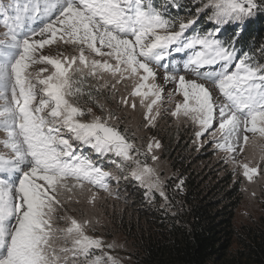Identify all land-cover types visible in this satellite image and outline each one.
<instances>
[{
    "label": "snow or ice",
    "instance_id": "snow-or-ice-1",
    "mask_svg": "<svg viewBox=\"0 0 264 264\" xmlns=\"http://www.w3.org/2000/svg\"><path fill=\"white\" fill-rule=\"evenodd\" d=\"M205 7L214 10L212 18L218 24L228 20L237 27L254 14L264 15V0H208ZM0 17L6 29L0 39V132L4 133L0 146L6 149L0 151V264H68L69 254L73 259L84 256L86 260L91 258L90 264H103V258L93 257L91 252L101 249L104 242L85 233L87 221L82 224L67 218L69 227L54 226L56 219H65L55 215L62 207L58 198L62 194L71 200L75 190H83L86 184L108 190L105 179L111 173L77 155L73 141L90 145L101 155L113 153L123 161L133 162L137 180L143 182L148 177L150 189L162 186L153 169L136 158L141 153L135 144L108 124L110 114L88 122L80 119L92 110L85 111L70 98L83 94L79 85L85 69L93 77L107 72L118 80L138 78L131 94L141 96V103L144 97H153L146 116L151 120L153 106L162 91L148 83L155 77L151 64L167 69L165 61L170 49L179 53L184 47L198 45L203 51L187 66L195 70L223 61L219 72L196 74L212 80L228 103L217 109L204 84L186 80L183 75H166V80L177 81L184 98L172 115L183 112L198 123L197 137L219 131L224 142L215 147L229 154L238 147L244 151L250 139L246 133L264 138V68L246 63L245 57L235 64L236 71H229L235 58L233 52L210 39L211 34L181 40L194 21L177 23L166 19L151 0H0ZM37 20L48 22L37 30L33 27ZM170 28L178 31H169ZM36 36L42 38L35 39ZM57 41L80 46L79 55L63 59L38 56L41 49ZM85 47L97 56L114 59L115 63L89 60ZM38 61L52 65L54 71L43 79L37 74L34 82L29 68ZM77 72L79 80L73 79ZM38 85L46 98L37 103ZM121 102L128 104L124 98ZM131 106L134 108L135 103ZM153 147L159 148V143H149L148 151ZM259 147L264 153V145ZM152 159L157 157L153 155ZM242 167L250 182L259 174L258 167H249L247 163ZM160 195L164 196V192L160 191ZM90 202H95V194L90 196ZM57 233L65 240L70 238L71 247L57 248ZM108 259L118 264L113 257Z\"/></svg>",
    "mask_w": 264,
    "mask_h": 264
},
{
    "label": "rangeland",
    "instance_id": "rangeland-1",
    "mask_svg": "<svg viewBox=\"0 0 264 264\" xmlns=\"http://www.w3.org/2000/svg\"><path fill=\"white\" fill-rule=\"evenodd\" d=\"M171 2L172 0H166V2L162 0V3H166L167 5ZM207 2L208 0H198L195 4H202L201 7L197 8L198 12L206 13V15L209 14L211 24L214 26V28L209 29L208 34H211L209 38L217 40L218 34L221 33L220 28L225 29L230 22L236 23L225 20V22L218 24L212 18L214 10L205 7ZM151 3L156 7V3L154 4L153 0H151ZM160 11L162 10L160 9ZM176 12L179 13V16L171 18V20L177 23L192 20L195 23V15H183L181 9H178ZM252 18H255V14ZM45 22L48 21L37 20L34 22L33 27L38 30ZM192 25L185 30L180 38L181 40L190 41L196 38ZM5 31L6 29L0 23V39H3L2 34ZM169 31H178V28H170ZM41 38L40 36L35 37V39ZM97 46L99 47V44ZM222 46L225 48L224 45ZM79 51L80 46L78 45L57 41L41 49L38 56L48 55L63 59L64 57L78 56ZM102 51H107V49H102ZM201 51L203 49L198 45L191 48L184 47L179 53L175 52L174 48H172L169 50V56L165 61L168 65L167 69L161 67L159 64H151L155 77L150 78L148 83L155 84L162 90L160 100L152 109L151 115L154 119H146L148 115L147 105L153 97H144V103H141V96L131 94L134 85L139 82L138 78L118 80L116 76L107 72L98 73L97 76L93 77L87 75V70L85 69L84 79L81 85H79L82 88L83 94L70 98L85 111L91 108V114L80 117L85 122L91 121L93 117L104 119L110 114L112 118L108 120V124L119 129L130 142L135 144L141 153L136 158L141 163H147L153 169L154 175L158 176L162 181L160 189H150L148 187V177L142 182L137 180L133 175L134 171H136V165L133 162L123 161L122 158L117 157L113 153L101 155L95 152L90 145L73 141L77 148V155L91 159L96 167L111 173V176L105 179L108 190L86 184L83 190H75V194L71 200L67 199V194H62L58 197L62 201V207L57 209L55 215L56 217H65V219H56L54 226L60 229L69 227L70 221L67 218H75L82 224L87 221L85 233L94 238H100L104 242L101 249H93L91 252V256L93 257L101 256L103 264H112V260H109L108 257H113L118 264L134 263L133 254L135 252V245L133 240L126 234L124 228L128 226L131 219L140 221V208L142 206L147 208L160 204L165 207L172 201L175 192L181 190L184 177L181 173L173 170L171 159V152L180 141L181 145H189L190 148L194 149V154H196L194 158H197L198 155L206 150V152L211 153L210 156L213 162H220L227 170L233 173L234 180L239 183L242 192L241 202L235 216L237 228L246 224L256 223L264 211V160L261 159L264 153H261L259 147L260 145H264V138L259 137L258 134L246 133L250 139L248 144L244 146V151H239L238 147L236 152L229 154L215 147V144L224 142L221 138L222 134L219 131H216L214 135L205 134L204 136L197 137L196 132L200 131L198 123H195L189 116H184L183 112L179 116L172 115L176 110V105L183 103L184 98L182 92L178 90L177 81L166 80V75H173L177 78L183 75L186 80H195L197 83L204 84L211 93L212 102L216 105L217 109L221 105L228 103L212 80L204 79L203 76L196 74L197 71L207 73L219 72L222 70L221 64L223 61L201 66L195 70L191 66H187L189 65V61L194 59ZM229 51L234 53L235 58L230 62L228 70L236 71L234 66L240 59L245 58L242 55H244L246 50H242L239 54L231 49ZM253 54H255V57L249 60L247 58L246 63L264 68V43ZM85 55L89 60H109V63H115L114 59H109L107 56H97L86 47ZM78 64L79 62H77V65H73V67H77ZM42 69H46V71H41ZM52 71H54L52 65L40 61L32 64L29 68L34 82L36 81L37 74H39L40 79H43L45 76L51 74ZM73 79L79 80L80 73L77 72L73 76ZM141 91H147V89H141ZM42 98H46V96L41 92L38 85L36 102L38 103ZM122 98L127 99L128 104L122 103ZM133 103H135L134 108L131 106ZM216 119L219 120L218 112ZM61 131L65 132V129L62 128ZM3 138L4 133L0 132V140ZM66 138L70 137L66 135ZM155 142L159 143V148L153 147L152 151L149 152L148 144ZM0 151H6V149L0 146ZM153 155L157 157L156 160L152 159ZM231 157L235 158L234 161ZM200 163L203 164L204 162L200 160ZM244 163H247L249 167H258L259 169V174L254 176L251 182L243 175L244 169L242 165ZM128 186L141 188L136 190L137 197L132 195ZM160 191L164 192V196L160 195ZM92 194H95L94 203L90 202ZM109 244L114 246L108 248L107 245ZM54 245L57 248L71 247V239L65 240L62 234L57 233ZM90 260L91 258L86 260L84 256H78L73 259L69 254L68 264H90Z\"/></svg>",
    "mask_w": 264,
    "mask_h": 264
},
{
    "label": "trees",
    "instance_id": "trees-1",
    "mask_svg": "<svg viewBox=\"0 0 264 264\" xmlns=\"http://www.w3.org/2000/svg\"><path fill=\"white\" fill-rule=\"evenodd\" d=\"M153 1L166 19L178 17V9L195 15L196 37L208 36L214 28L209 14L197 11L202 5L195 4L198 0H172L168 5ZM220 30L217 41L237 54L246 50L242 56L249 60L264 43V15L255 14L240 27L230 22ZM180 142L171 159L173 170L184 177L181 190L165 207L142 206L140 221L131 219L124 228L135 245L132 264H264V211L256 223L237 228L242 192L233 173L213 162L206 150L194 158V149ZM128 187L137 197L141 188Z\"/></svg>",
    "mask_w": 264,
    "mask_h": 264
}]
</instances>
